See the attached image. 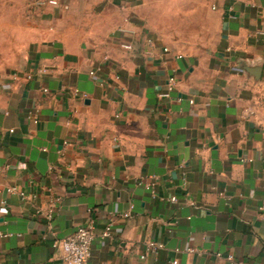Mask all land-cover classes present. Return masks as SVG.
<instances>
[{
  "label": "crops",
  "instance_id": "obj_1",
  "mask_svg": "<svg viewBox=\"0 0 264 264\" xmlns=\"http://www.w3.org/2000/svg\"><path fill=\"white\" fill-rule=\"evenodd\" d=\"M2 205L0 264L264 263V0H0Z\"/></svg>",
  "mask_w": 264,
  "mask_h": 264
},
{
  "label": "built area",
  "instance_id": "obj_2",
  "mask_svg": "<svg viewBox=\"0 0 264 264\" xmlns=\"http://www.w3.org/2000/svg\"><path fill=\"white\" fill-rule=\"evenodd\" d=\"M51 4H55V1H49ZM151 43V41H149ZM164 51H167L166 48H164ZM97 69H94L90 71L91 75H95ZM175 85V78L174 77H169L166 81L165 89L163 92L159 94V97L161 99H170V94L172 90L174 89ZM42 93H49L48 88L43 87L41 89ZM118 116V115H116ZM26 118L31 121L32 123H37L39 121V108L35 107L33 109H29L26 113ZM12 131V130H10ZM152 182H148L145 184L146 188H151L152 187ZM6 191L8 192H17L21 198H26V195L23 191H17L15 187H7ZM58 200V199H56ZM169 202L175 203L176 198L174 196L169 197L168 199ZM132 208V205L130 206ZM54 210V204L53 202L51 203L50 207L47 209V211L44 213V219L47 225L50 224L52 220V214ZM1 212H6V206L2 205L0 208ZM121 217H128L130 216V211L124 212L120 214ZM37 227H42L45 226L44 223L37 221L35 223ZM50 226V225H49ZM11 233H2L0 232V252H1V241L2 238L4 237H9L11 236ZM112 235V221L109 220L105 227L100 231L99 234L96 233V227L93 223V221H89L88 223H85L79 227H77L71 234H69L66 237H63L61 239H55L52 242V249L54 253L57 255L58 259H60L61 262L64 264H87L90 257H91V250H92V244L96 239L106 241L108 240ZM147 246V251L150 252H157L160 249L163 248L162 243H157L155 241H148L146 243ZM186 251L188 253L195 252L196 249L193 248H187ZM262 251L264 253V244ZM217 257L220 256V254H216ZM141 258H144L142 256ZM228 260H233L232 256L227 257ZM239 264H243V261H239ZM172 264H178L177 260L174 259L172 261ZM264 264V263H260Z\"/></svg>",
  "mask_w": 264,
  "mask_h": 264
}]
</instances>
